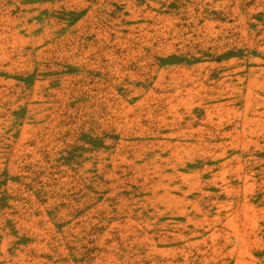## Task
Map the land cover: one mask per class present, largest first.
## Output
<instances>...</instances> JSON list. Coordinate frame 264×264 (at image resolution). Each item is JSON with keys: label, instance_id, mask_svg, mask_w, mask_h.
<instances>
[{"label": "rangeland", "instance_id": "374dc122", "mask_svg": "<svg viewBox=\"0 0 264 264\" xmlns=\"http://www.w3.org/2000/svg\"><path fill=\"white\" fill-rule=\"evenodd\" d=\"M0 264H264V0H0Z\"/></svg>", "mask_w": 264, "mask_h": 264}]
</instances>
